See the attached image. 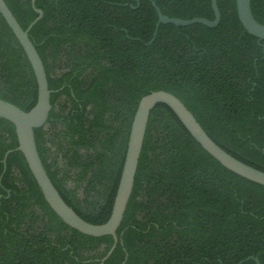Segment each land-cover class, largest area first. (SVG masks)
I'll return each instance as SVG.
<instances>
[{
  "label": "trees",
  "instance_id": "16d2710c",
  "mask_svg": "<svg viewBox=\"0 0 264 264\" xmlns=\"http://www.w3.org/2000/svg\"><path fill=\"white\" fill-rule=\"evenodd\" d=\"M4 2L22 29L37 16L31 0ZM151 2L168 17L213 19L210 0L34 1L42 17L28 37L51 91L37 153L63 201L92 224L110 216L133 115L152 91L173 94L218 146L264 172V40L244 30L235 0H217L215 27L160 23L153 37ZM250 7L264 24V0ZM36 96L0 15V99L28 111ZM17 145L0 118V264H101L113 238L64 224ZM115 234L102 264H264V186L222 167L157 104Z\"/></svg>",
  "mask_w": 264,
  "mask_h": 264
},
{
  "label": "water",
  "instance_id": "95a60500",
  "mask_svg": "<svg viewBox=\"0 0 264 264\" xmlns=\"http://www.w3.org/2000/svg\"><path fill=\"white\" fill-rule=\"evenodd\" d=\"M34 1L35 0H31V5L37 16L30 22L26 29H22L4 0H0V15L14 34L26 55L35 77L37 90L36 102L28 111H23L14 104L0 99V118L9 121L14 126L18 143L16 150L22 154L45 202L58 218L68 227L77 230L81 234L91 237L109 235L113 238V244L101 260L102 263L116 245L117 238L115 233L122 221L132 192L134 176L144 141L148 117L151 110L157 104L166 105L174 113L191 138L222 167L248 181L264 186L263 171L243 163L218 146L205 133L192 113L177 97L169 92L157 90L142 96L137 104L132 118L122 170L108 220L103 224H92L82 219L63 201L58 191L53 186L41 163L35 145L34 130L42 127L47 121L48 113L51 108L49 101L51 91L47 86V78L42 61L28 37V31L32 25L42 17V11L34 6ZM235 3L237 17L244 30L258 40H264V24L257 22L253 17L250 0H235ZM151 4L157 13V22L155 24L153 37L160 23H170L176 27L199 23L205 27L212 28L215 27L220 20L217 0H210L213 12V19L211 20L202 17L185 20L168 17L160 12L154 2H151ZM9 152L10 151L6 152L3 160H5ZM254 260L259 264L256 258H254Z\"/></svg>",
  "mask_w": 264,
  "mask_h": 264
},
{
  "label": "rangeland",
  "instance_id": "374dc122",
  "mask_svg": "<svg viewBox=\"0 0 264 264\" xmlns=\"http://www.w3.org/2000/svg\"><path fill=\"white\" fill-rule=\"evenodd\" d=\"M69 184H71V181L69 180V182H68Z\"/></svg>",
  "mask_w": 264,
  "mask_h": 264
}]
</instances>
